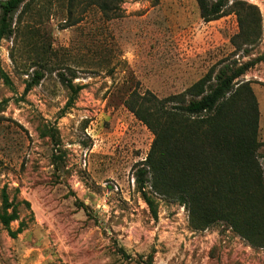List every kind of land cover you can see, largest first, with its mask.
<instances>
[{
    "label": "rangeland",
    "instance_id": "rangeland-1",
    "mask_svg": "<svg viewBox=\"0 0 264 264\" xmlns=\"http://www.w3.org/2000/svg\"><path fill=\"white\" fill-rule=\"evenodd\" d=\"M66 1L23 6L0 47V203L5 184L30 203L16 237L0 221V264H147L153 251V264H264V248L227 223L195 229L184 205L156 192L153 217L135 171L154 134L125 105L134 90L164 98L211 69L264 58V0H244L263 18L249 53L231 43L236 14L206 21L197 0H123L114 18L92 0L69 13ZM45 59V77L25 94ZM60 73L83 86L71 107ZM241 78L259 102L264 169V60Z\"/></svg>",
    "mask_w": 264,
    "mask_h": 264
},
{
    "label": "trees",
    "instance_id": "trees-1",
    "mask_svg": "<svg viewBox=\"0 0 264 264\" xmlns=\"http://www.w3.org/2000/svg\"><path fill=\"white\" fill-rule=\"evenodd\" d=\"M122 1L92 0L107 18L120 15ZM197 2L206 21L236 14L239 31L231 39L236 50L249 53L262 39L263 18L257 5L244 0H236L231 6L228 0ZM32 3L33 0H0V47L3 39L16 32V13L23 6L30 8ZM81 5V0L65 2L69 13ZM262 60L259 56L240 66L226 63L216 71L211 69L185 92L164 98L150 90L130 93L125 105L154 134L147 158L135 171L137 188L154 218H158V209L152 192L184 205L195 229L205 230L225 222L249 244L264 248L260 109L252 82L241 78ZM39 65L42 68L34 70L25 94L45 77L44 66L48 62ZM59 75L70 90L66 108L71 107L83 86L76 85L63 73ZM2 77L12 85L5 72ZM49 132L57 138L54 128H49ZM1 198L0 221L16 237L26 227L20 220L19 207L23 201L28 206L30 203L19 200L17 194L11 198L6 184L1 188ZM19 220V227L13 230L12 223ZM153 262L154 251L149 254L147 264Z\"/></svg>",
    "mask_w": 264,
    "mask_h": 264
}]
</instances>
